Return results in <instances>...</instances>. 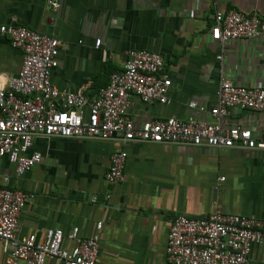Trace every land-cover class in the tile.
I'll return each instance as SVG.
<instances>
[{"label": "crops", "instance_id": "0c3cea01", "mask_svg": "<svg viewBox=\"0 0 264 264\" xmlns=\"http://www.w3.org/2000/svg\"><path fill=\"white\" fill-rule=\"evenodd\" d=\"M231 10L264 17V0H60L56 12L46 0H0V25L56 38L52 84L83 89L87 99L123 70L129 50L159 54L171 81V104L131 97L128 115L142 128L165 118L210 122L222 81L264 88V39H211L214 15ZM21 64L22 52L0 36V86ZM190 101L203 112L189 110ZM224 125L264 139V110L231 109ZM120 150L127 154L124 178L109 184L104 174ZM33 152L41 161L21 177L0 159V177L9 176L13 189L35 196L19 215L17 238L33 234L39 240L47 230H60L62 247L70 250L73 229L80 238L98 234L100 264H168L166 238L177 215L205 218L221 210L264 219V151L35 137L27 155ZM7 258L0 242V264ZM247 264H264V242L252 247Z\"/></svg>", "mask_w": 264, "mask_h": 264}, {"label": "built area", "instance_id": "2783aa9c", "mask_svg": "<svg viewBox=\"0 0 264 264\" xmlns=\"http://www.w3.org/2000/svg\"><path fill=\"white\" fill-rule=\"evenodd\" d=\"M56 12L60 0H46ZM216 43L230 40L264 39V17L234 10L216 13L210 30ZM0 36L22 52L18 73L0 86V159L5 157L21 177L41 161V154L27 155L35 137L112 141L125 143L172 144L193 148H239L264 151V139H256L250 130L225 127L230 110L237 108L264 110V88L244 87L222 81L216 102L209 109L210 122L194 117L185 120L165 118L145 127H136L128 115L131 97L146 104L169 105L171 81L164 73L162 57L151 51L129 50L123 70L110 74L108 83L87 99L83 89H58L51 82L58 67L59 41L26 27L0 25ZM100 39L94 46L99 47ZM221 57H219L220 59ZM187 108L203 112V107L190 101ZM127 154L115 151L104 174L109 184L124 178ZM224 178H219V182ZM34 194L13 189L10 177H0V242L7 254V264H100L99 237L80 238L73 229L70 250L62 247L63 233L47 230L41 239L33 234L23 239L16 236L18 219ZM95 202V198H92ZM102 223H96L99 232ZM264 242V219L225 214L216 210L205 218L177 215L171 222L165 248L168 264H247L254 245Z\"/></svg>", "mask_w": 264, "mask_h": 264}]
</instances>
